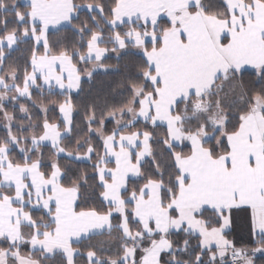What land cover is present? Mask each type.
<instances>
[{
    "label": "snow or ice",
    "instance_id": "1",
    "mask_svg": "<svg viewBox=\"0 0 264 264\" xmlns=\"http://www.w3.org/2000/svg\"><path fill=\"white\" fill-rule=\"evenodd\" d=\"M69 29L71 45L50 38ZM109 53L141 58L126 95L78 107L72 90ZM0 128V264H255L264 0H0ZM62 154L92 171L66 184Z\"/></svg>",
    "mask_w": 264,
    "mask_h": 264
},
{
    "label": "trees",
    "instance_id": "2",
    "mask_svg": "<svg viewBox=\"0 0 264 264\" xmlns=\"http://www.w3.org/2000/svg\"><path fill=\"white\" fill-rule=\"evenodd\" d=\"M94 2H99V0H75V3L77 4H87V3H94ZM87 15L86 11H82L80 16L81 19H84ZM76 23H79V21H76ZM57 35L61 37H65V43H68L69 45L72 44L73 40L75 37L73 36L72 31L66 30V31H61L59 34L56 33H50V38L52 40H55L57 38ZM78 46V45H77ZM27 47V46H23ZM109 47H111L109 45ZM15 57L20 58L21 54L20 53H15ZM117 54L115 53H109L108 58L104 60V64L108 67V71L105 72L103 69L98 70L97 72L94 73L93 78L89 80L88 78L85 79L82 76V81H81V88L82 91L78 90L75 94H72L74 102L77 104L79 107L84 101L90 100V99H97L99 103H104L105 101L108 103H115L123 98V95H126V93H123V81L125 79V75L128 71V69L125 68V65L128 64L130 61L135 60L136 64L139 65L142 63L141 58L139 56L136 57H130V56H123L121 59L116 58ZM19 63L23 64V59H19ZM83 67V66H82ZM90 67V65H89ZM246 80L249 81H254L256 80L255 76H249L246 74L245 76ZM256 87H259V84H256ZM35 95V93H34ZM49 99L51 100H62L63 96H52ZM47 103V101H45ZM11 106L9 105V111H11ZM49 115L55 119L58 113L53 110L49 113ZM83 116V112L81 111L78 115H76V120L79 123ZM112 125L109 124L108 128L111 129ZM139 127H143V125H139ZM164 131L163 126L157 129V132L162 134ZM3 134V129L0 128V135ZM95 139V138H94ZM64 145L67 146V149L69 151H74L76 150V142L75 138L68 140L66 139L64 141ZM179 150V149H178ZM83 151V150H81ZM184 151H187V148H184ZM50 154L49 149H45V156ZM15 155V153L13 154ZM61 164L62 166H67L68 169V175L65 178V183L68 184L70 183L71 179L75 177L78 172L84 171L85 169L88 172L92 171L91 168V162H82V161H77L74 159H65L63 155H61ZM136 183H143V181H138L136 179H130L129 181V186L130 188L135 185ZM97 192L100 191L99 189L96 190ZM95 203H99V201H95ZM39 213H37L38 215ZM232 235L229 237L231 238ZM99 239V237L93 238L92 242L95 243V241ZM89 243V241L84 240L81 241L80 244H74V247H77L81 250V252H86L88 249L86 245ZM193 244L196 243L195 240L192 241ZM240 246H245L248 248H254L256 247V244L254 242L248 241L246 244H241L238 245L237 247ZM27 251V249H25ZM80 264H84V260L81 258L80 259ZM255 264H264V257L263 256H257L255 258Z\"/></svg>",
    "mask_w": 264,
    "mask_h": 264
},
{
    "label": "rangeland",
    "instance_id": "3",
    "mask_svg": "<svg viewBox=\"0 0 264 264\" xmlns=\"http://www.w3.org/2000/svg\"><path fill=\"white\" fill-rule=\"evenodd\" d=\"M230 239H234L237 242V246L241 244H246L248 241H251V238L249 237L248 232L246 230L241 231L239 229L232 234V237ZM108 254L110 253H106V255ZM258 254L259 253L256 254V257L259 256Z\"/></svg>",
    "mask_w": 264,
    "mask_h": 264
},
{
    "label": "crops",
    "instance_id": "4",
    "mask_svg": "<svg viewBox=\"0 0 264 264\" xmlns=\"http://www.w3.org/2000/svg\"><path fill=\"white\" fill-rule=\"evenodd\" d=\"M83 78L87 79L86 76H83ZM77 91H78L77 89H73V90H72V94H75ZM130 179H134V178H130ZM258 255L264 257V254L259 253Z\"/></svg>",
    "mask_w": 264,
    "mask_h": 264
}]
</instances>
